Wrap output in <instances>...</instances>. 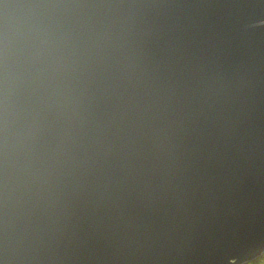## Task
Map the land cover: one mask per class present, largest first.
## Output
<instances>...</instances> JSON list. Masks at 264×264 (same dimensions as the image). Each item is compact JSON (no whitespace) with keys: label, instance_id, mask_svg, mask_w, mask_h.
Returning <instances> with one entry per match:
<instances>
[{"label":"water","instance_id":"obj_1","mask_svg":"<svg viewBox=\"0 0 264 264\" xmlns=\"http://www.w3.org/2000/svg\"><path fill=\"white\" fill-rule=\"evenodd\" d=\"M263 254L264 0H0V264Z\"/></svg>","mask_w":264,"mask_h":264},{"label":"clouds","instance_id":"obj_2","mask_svg":"<svg viewBox=\"0 0 264 264\" xmlns=\"http://www.w3.org/2000/svg\"><path fill=\"white\" fill-rule=\"evenodd\" d=\"M49 41L46 37L40 36L37 38L36 47L38 57H44L47 53Z\"/></svg>","mask_w":264,"mask_h":264},{"label":"trees","instance_id":"obj_3","mask_svg":"<svg viewBox=\"0 0 264 264\" xmlns=\"http://www.w3.org/2000/svg\"><path fill=\"white\" fill-rule=\"evenodd\" d=\"M246 264H264V254L260 258H257L254 261L248 262Z\"/></svg>","mask_w":264,"mask_h":264}]
</instances>
